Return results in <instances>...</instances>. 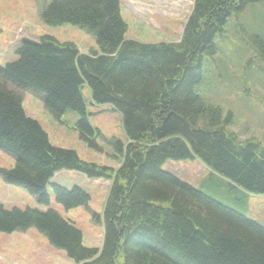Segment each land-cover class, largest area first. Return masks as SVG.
Masks as SVG:
<instances>
[{"label": "trees", "instance_id": "16d2710c", "mask_svg": "<svg viewBox=\"0 0 264 264\" xmlns=\"http://www.w3.org/2000/svg\"><path fill=\"white\" fill-rule=\"evenodd\" d=\"M256 1L194 0L179 42L146 43L127 37L122 0H46L45 24L78 25L99 49L84 54L52 35L24 38L17 60L0 65V149L15 159L0 175L47 207L0 203V233L36 227L76 264H264V226L163 170L169 159L198 158L232 189L264 195L263 142L231 130L232 114L223 118L222 108L196 90L204 57L217 53V35ZM260 47L264 58L263 40ZM85 86L94 103L121 113L127 143L117 142L118 167L53 144L20 93L40 97L58 119L77 112L80 138L97 148L101 131L88 120ZM61 170L111 181L102 214H93L105 227L101 248L86 246L76 223L51 207L47 186ZM52 187L66 210L91 200L78 186Z\"/></svg>", "mask_w": 264, "mask_h": 264}, {"label": "rangeland", "instance_id": "374dc122", "mask_svg": "<svg viewBox=\"0 0 264 264\" xmlns=\"http://www.w3.org/2000/svg\"><path fill=\"white\" fill-rule=\"evenodd\" d=\"M46 0H0V65L17 60V48L24 38L40 40L52 35L61 41H73L81 53L98 50L93 33L71 23L59 26L45 24L40 16ZM194 0H122V16L128 23L127 37L140 42H175L181 40L184 23ZM264 41V0L249 3L229 18L222 33L215 38L217 53L204 57L203 78L197 92L223 110V118L232 114L229 128L242 138L257 136L264 144V58L260 56ZM26 113L37 119L49 133L53 144L76 150L82 159L113 167L120 166L122 153L117 142L125 145L127 136L121 113L109 103H94L88 86L83 94L87 117L101 131L97 148L88 146L75 128L80 115L68 111L60 119L44 106L43 100L29 90H20ZM15 165L14 157L0 149V168ZM163 170L199 188L222 204L233 208L264 226V195L244 194L232 189L200 159L167 160ZM53 183L67 189L79 186L91 200L66 210L55 199L52 184L47 186L51 207L73 220L83 231L84 244L101 248L104 224L93 218L102 214L110 181L91 179L75 170H61ZM0 203L7 208L40 206L25 188L4 182L0 175ZM0 264H76L63 249L53 246L36 227L25 231L0 233Z\"/></svg>", "mask_w": 264, "mask_h": 264}, {"label": "bare ground", "instance_id": "6f19581e", "mask_svg": "<svg viewBox=\"0 0 264 264\" xmlns=\"http://www.w3.org/2000/svg\"><path fill=\"white\" fill-rule=\"evenodd\" d=\"M122 150H123V149H122ZM58 172H59V171H58ZM58 172H56L55 175H56ZM55 175H54V176H55ZM54 176L50 179V182H49L50 184L53 183L52 180H53ZM53 184H55V183H53ZM42 207H46V206H42ZM38 208H39V207H38ZM42 210H43V209H42ZM106 232H107V231H106Z\"/></svg>", "mask_w": 264, "mask_h": 264}, {"label": "crops", "instance_id": "0c3cea01", "mask_svg": "<svg viewBox=\"0 0 264 264\" xmlns=\"http://www.w3.org/2000/svg\"><path fill=\"white\" fill-rule=\"evenodd\" d=\"M57 174H58V173H57ZM54 178H55V177H54ZM54 178H53V179H54Z\"/></svg>", "mask_w": 264, "mask_h": 264}]
</instances>
